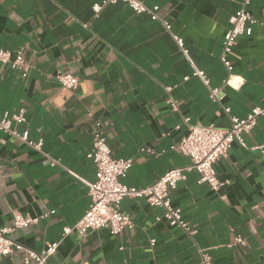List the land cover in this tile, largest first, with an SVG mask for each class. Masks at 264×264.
<instances>
[{"label": "crops", "instance_id": "1", "mask_svg": "<svg viewBox=\"0 0 264 264\" xmlns=\"http://www.w3.org/2000/svg\"><path fill=\"white\" fill-rule=\"evenodd\" d=\"M102 1L0 0V49H21L29 65L23 76L0 61V114L24 107L27 122L15 127L42 139L43 151L61 161L52 166L42 152L0 129V228L10 226L16 212L40 217L11 234L36 251L59 240L91 202L96 166L87 156L93 147L88 112L112 122L107 139L113 155L134 161L122 180L142 187L190 161L171 148L190 124L226 128L230 116L264 107V0L248 5L257 23L228 55L234 69L222 104L212 100L210 87L229 78L220 55L229 18L243 0H143L159 7L169 29L123 1L95 13ZM59 69L79 78L77 90L59 83ZM245 141L247 147L235 141L215 163L225 182L219 191L200 182L197 171L170 190L192 236L158 220L162 207L125 198L121 209L133 219L132 229L69 235L47 264H203L199 248L213 264H264V151L257 148L264 146V113ZM239 235L245 244L230 247ZM24 257L15 251L2 264H25Z\"/></svg>", "mask_w": 264, "mask_h": 264}, {"label": "built area", "instance_id": "2", "mask_svg": "<svg viewBox=\"0 0 264 264\" xmlns=\"http://www.w3.org/2000/svg\"><path fill=\"white\" fill-rule=\"evenodd\" d=\"M119 1L127 3L137 13H147L153 19L161 20L169 29V22L163 20L158 14V6L150 7L143 0H103L95 3L93 9L99 13L107 4H114ZM251 0H243L242 6L229 18V28L224 36L223 49L220 60L229 72V78L224 81L222 87H210V97L212 100L222 104L225 97L223 87L230 84V76L233 72V62L228 55L237 43L239 36L250 34L253 25L257 23L248 5ZM180 46L183 40L177 38ZM0 61L10 62L15 68L23 70V76L27 75L29 65L26 63L23 51H12L10 49H0ZM195 74L201 75L207 84L209 80L203 71H196ZM56 79L66 89L77 90L80 86L79 78L63 69L57 70ZM171 90V87L167 88ZM174 108V102H172ZM229 112V108H225ZM264 113L263 106H254L245 117L230 116L231 125L223 128L210 125L190 124L187 133L181 138L178 144H173L172 149L177 150L190 161L182 166H176L149 185L137 187L123 182V178L128 174L134 165L132 158H117L113 155L108 143L107 131L112 126L110 120L93 118L91 112L88 116L93 122V147L88 153L96 166V178L89 183V195L91 202L83 216L73 225H66L61 232V238L54 242H49L41 251H36L28 246L21 244L11 237V234L19 228L37 223L40 217L24 215L20 212L14 214L13 223L10 226L0 228V264L4 257L13 254L15 251L25 253V264H47L50 256L58 249L61 242L72 234L85 236L89 230L108 227L113 235L121 234L124 230L132 229L134 221L130 214L121 209V202L125 198H139L146 200L154 207H162L164 213L157 219H165L169 224L182 228L188 235H193V230L185 221L182 209L173 205L170 190L175 188L181 180L187 178V174L197 171L200 174V182H206L210 187L219 191L225 184L220 180L215 163L221 157L228 156L229 151L235 141L247 147L245 134L249 133L257 124L258 118ZM27 110L24 107L11 112L9 110L0 114V129L7 135L17 138L33 149L42 152L50 161L52 166L61 164L59 159L53 158L49 153L43 151V140L38 141L30 137L28 129L20 130L15 124L27 122ZM188 121L189 119L186 118ZM179 128V126H178ZM257 148L264 151V146ZM150 151L149 149H147ZM152 245L155 240H152ZM245 240L242 236H236L229 246L244 245ZM199 253L203 264H213L212 256L204 249L199 248Z\"/></svg>", "mask_w": 264, "mask_h": 264}]
</instances>
